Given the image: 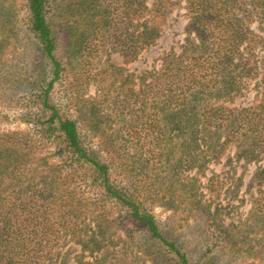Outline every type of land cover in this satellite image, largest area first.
<instances>
[{
    "label": "rangeland",
    "instance_id": "1",
    "mask_svg": "<svg viewBox=\"0 0 264 264\" xmlns=\"http://www.w3.org/2000/svg\"><path fill=\"white\" fill-rule=\"evenodd\" d=\"M3 1V11L12 9L4 12V17L12 14L13 22L11 26H0V133H21L41 154H32V162L44 155L49 156L46 162H59L55 143L42 138L38 126L44 113L36 81L43 78L48 82L51 69L43 63L37 39L28 28L25 0ZM174 2L164 16L150 18L158 25L159 37L133 60L123 59L117 51L101 52L100 48L98 56L88 54L82 39L71 35L68 45L61 44L57 49L62 71L53 82L49 100L60 114L76 121L86 147L112 163L116 184L135 190V196L143 200L165 236L191 262L264 264V133L254 138L248 129V125L259 128L264 122V108L259 106L262 102L257 93L264 72V26L252 11L246 20L251 33L241 41L236 39L235 46L229 43L232 31L222 28L217 32L220 39L223 37V41L217 40L219 48L198 41L187 44L186 3ZM236 14L244 13L237 10ZM63 15L61 22L67 27L70 23L65 18L69 15ZM221 48L226 52L234 48L230 52L233 62L245 63L224 68L227 73L222 77L232 75L229 94L195 90L186 97L188 106H195V110L181 111L166 107L162 97L146 92L166 51L182 53L186 68L203 74L213 70V64L219 61L213 52ZM201 66L207 67L200 70ZM212 72L208 78H214ZM134 92H140L145 101L138 100ZM205 106L218 108L211 118H216L212 124L220 129L201 118L195 126L194 120ZM247 107H251L248 115L241 112ZM255 107L257 113H262L250 115ZM247 119L252 121L248 123ZM25 173L22 178L49 175V170L44 164ZM48 179L42 178L41 184ZM86 194L97 196L93 192ZM89 209L94 206L89 205ZM117 214L112 216L114 220ZM111 225L115 237L127 238L116 221ZM136 248L143 252L146 245L132 239L125 249L127 264H154L150 261L153 254L146 251L142 256ZM78 249V245L67 241L61 250L63 255L68 253L59 260L74 264ZM134 256L138 258L133 259ZM92 260L86 252L85 263Z\"/></svg>",
    "mask_w": 264,
    "mask_h": 264
},
{
    "label": "trees",
    "instance_id": "2",
    "mask_svg": "<svg viewBox=\"0 0 264 264\" xmlns=\"http://www.w3.org/2000/svg\"><path fill=\"white\" fill-rule=\"evenodd\" d=\"M69 1L65 3L64 0H25L28 28L37 39L43 63L47 64L52 72V78L48 82L43 78L36 81L37 97L40 109L44 113V120L38 124L40 135L42 138L46 137L44 139L50 143H55V149L60 157L59 162H46L49 156L38 157L41 154L33 149L21 133L14 131L0 133V264H65L59 259H64L68 253L66 251L63 255L61 250L67 245V241L79 246L73 256L74 264H86L84 261L86 252L93 258L90 264H127L128 252L125 249L132 239L141 240L146 245L143 252L141 248L136 249L141 251L142 256L146 251V254H153L150 261L154 264H197L191 262L186 253L165 236L143 200L135 196V190L124 184H116L112 163L101 159L95 150L86 147L76 121L60 114L49 100L53 82L62 71V64L56 54L57 49L61 44L68 45L66 41L70 40L71 35H74L75 39L76 37L82 39L81 43L88 54L94 53L98 56L100 48L101 52L117 51L123 59L133 60L145 46L159 37L158 25L150 18H161L167 13V7L170 9L176 2ZM184 1L189 19L187 24L189 34L198 35L191 37L187 34V44L198 41L207 45L214 44L219 48L217 40L219 41L220 36L217 32L222 28L232 31L229 43L230 46H235L236 39L241 41L251 33L246 20L252 11L257 13L256 16L264 26V0ZM3 2L0 0L2 28L11 26L13 22L10 17L12 14L4 17ZM9 9L12 11L11 7ZM237 10L243 11L244 14L237 16ZM63 14L69 15L65 18V21L70 23L67 27L61 22ZM48 15L57 16L61 20L57 22ZM221 20L223 22L220 25ZM94 39L99 43H94ZM220 41H223V37ZM222 48L221 51H214L212 55L219 60L212 66L214 78L207 77L211 72L198 74L197 70L186 68L182 53L174 49L166 51L161 56L158 74L150 82V89L146 92L155 97H162L166 107L171 106L172 109L178 108L181 111L195 110V106H188L186 99L187 94H192L196 92L195 90L229 94L232 83L228 81L232 79V75H227L228 79L222 77L227 73L224 68L245 63L233 62L234 56H231L230 52L234 51V48H229L227 52ZM195 62L198 65L199 59ZM206 67L201 66L200 70ZM42 70L39 71V75L42 74ZM196 74L199 77L195 76ZM212 87H216V90ZM257 88L262 102L259 106L264 108V72ZM141 92L144 95L143 91ZM134 94L138 100L142 98V101H145L140 92ZM180 105L183 107L180 108ZM257 108H253L250 115L257 116L262 113H257L255 111ZM217 109L205 106L199 112L198 118H195V126L197 127L201 118L208 125L220 129L219 125L212 124L216 122V118H211ZM250 109L251 107L242 108L241 112ZM40 117H37V122L40 121ZM247 120L248 123L252 121ZM248 126L249 133L254 138L263 136L264 122H261L259 128L255 127L256 125ZM148 148L155 152L154 148ZM36 152L38 160L32 162L31 155ZM44 164L48 167L49 175L22 178L25 172L29 174L34 167ZM47 177L49 179L43 180L45 182L41 184L40 180ZM81 187L84 189L81 190ZM90 192L95 193L96 198L86 194ZM89 205H93L94 209H89ZM115 213H118L116 220L112 218ZM113 221L125 230L128 242L127 238L115 237L111 225ZM119 243H122L121 249H117ZM135 258L138 257L134 256L133 259Z\"/></svg>",
    "mask_w": 264,
    "mask_h": 264
}]
</instances>
